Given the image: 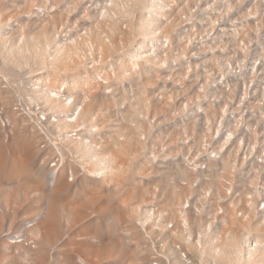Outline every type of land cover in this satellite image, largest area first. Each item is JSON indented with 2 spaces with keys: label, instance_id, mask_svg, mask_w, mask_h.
<instances>
[{
  "label": "built area",
  "instance_id": "2783aa9c",
  "mask_svg": "<svg viewBox=\"0 0 264 264\" xmlns=\"http://www.w3.org/2000/svg\"><path fill=\"white\" fill-rule=\"evenodd\" d=\"M8 3L19 15L0 28V42H9L32 20H56V42L46 45V62L56 61L57 45L63 46L74 50L76 63L90 78L88 90L73 91L41 83L44 73L37 69L43 66L35 62L10 71L18 79L10 86L12 110L24 113L47 140L53 130L49 122L64 117L27 102L20 92L24 86L40 89L44 84L53 96L59 93L69 110L65 118L76 125L67 137L98 140L100 146L111 135L119 137L112 119L122 123L123 111L141 108L136 112L142 128L137 138L146 147L141 163L149 169L144 182L150 191L142 239L145 264H230L229 258L248 264L264 253V240L245 229L264 216V0ZM110 23L121 34L102 36L98 42L79 32L96 24L105 29ZM19 43L27 41L21 37ZM0 77V122L5 128L10 126L5 67L0 66ZM91 101L99 108L94 121L103 127L93 135L87 120H77ZM44 157L54 179L64 166L70 183L103 175L90 172L71 154L68 159L60 154ZM169 186L182 192L173 210L164 207L170 201L165 194Z\"/></svg>",
  "mask_w": 264,
  "mask_h": 264
},
{
  "label": "bare ground",
  "instance_id": "6f19581e",
  "mask_svg": "<svg viewBox=\"0 0 264 264\" xmlns=\"http://www.w3.org/2000/svg\"><path fill=\"white\" fill-rule=\"evenodd\" d=\"M10 1L15 2L17 0H0V28L7 23L8 19L19 15L18 11L8 7L10 6L8 3ZM30 15L32 18L35 17L34 13ZM5 16L6 18H4ZM56 22V20L51 22V20L42 21L40 19L29 22L27 28L23 31L20 30L21 32L19 31L17 35L19 39L21 37L24 38V42L27 41L26 44H20L16 34L9 37V42H0V66L7 69L9 73L7 80H9L10 83L8 91L5 92L7 105L9 104V109L6 107L5 114L9 118L10 126L6 125L4 128L0 122V130H5L4 132L1 131L0 135L2 136L1 133H4L3 137L5 140L6 138L9 140L11 136H13L11 134H15V132L12 131L16 130V134L18 135L10 139L12 141L8 144L9 147L13 146L14 148L18 147L24 150L28 157L29 155H33L32 151L38 147V150L34 152L39 153L37 154L39 160L36 162L40 161L37 165H29L27 163L29 161H24L23 164L20 162L12 164L13 162H9L6 156H4V148H2L0 142V172L4 171L7 175H16L15 177L18 176V178H20V180H16L17 183L15 181L17 178L12 179L14 182L10 184L9 187L8 185L3 186L0 183V190L2 192V195H0V207L6 209L5 212L0 213V234L4 233L3 229L7 219L11 217L13 222H15L14 220L18 216L19 209L23 208L20 214L23 215V217H29L32 222L31 227H29L30 223L28 222L29 228L24 230L25 233L23 234L24 236L27 235V246H30L29 242L31 240H34V243L36 242L35 249H29L25 247V239H23L22 242L15 241L14 239L17 235L14 236L13 233H10V237H8L2 245L0 264H47L48 259L51 257L50 249L57 243L56 241L61 236L65 227L67 228L66 231H70L69 238L66 243L62 245V248L60 247V250H62L60 253L62 256L61 259L54 262V264H145L147 255L142 248V239L143 229L146 223L145 210L148 206V195L150 191L146 188V185V187L144 186L145 188L143 187L145 184V175L148 174L149 169L147 167L144 168L143 163L140 162V159L142 161L146 160V147L140 143L139 137L137 138L142 128L139 121H137L138 117L136 116V112L141 108H128L123 111L121 114L122 123L120 119V123L112 119V123L120 128L119 137L115 138L111 135L106 145L100 146L101 142L98 140L87 143L84 139L75 140L67 137L69 133L74 130L73 127H76L75 121L65 118V116L69 114V110L67 111V106L62 102L59 93L53 96L51 90L44 84H42V88L40 89H34V86H24L25 88H20V92H23L21 95L27 102L33 103L34 106L43 105L57 115H63V121L57 123L49 122L48 125L53 128L51 136L48 137L50 140H47L44 135L38 131L24 113L14 109L12 110L10 106L11 102L14 101L10 86L13 84L16 85L18 80L17 75L11 76L10 71H12L13 68L15 70L22 68L26 62L32 64L35 62L36 66H43L41 67L42 69H37L41 71L40 73H44L43 76L39 77V80L41 83L43 82L50 85L49 87L60 88L61 86H68L73 91L88 90L91 87L89 76L85 75L83 73V68L76 63L74 50H65L63 46L57 45V52L55 51L56 61L46 62V45L50 42H56L52 34ZM105 26L107 27L103 29L96 24L94 29L86 30L85 28H81L79 32L81 34L83 32L91 35L97 39L98 42L102 39V36L121 34L117 24L110 23V25ZM27 29L29 33L26 32ZM0 79L3 81L4 77H0ZM119 97L121 98L122 95ZM95 110H99L98 105L95 104V101H91L87 108L84 109L85 112L83 113L81 111L77 119L79 122L87 120L89 131L92 135L95 134L94 131L97 129L100 131L103 128H101V124H98L101 121H94V115L96 114ZM126 113H129L128 116ZM105 118L107 120L111 119L110 116H106ZM114 125L111 126L113 127ZM108 128L111 127L108 126ZM8 130H11L10 133L7 132ZM123 136L125 138L120 139L123 138ZM36 141L39 143H36ZM172 142L173 138L166 145ZM35 144L40 145L37 146ZM98 148H101L103 152L98 150ZM52 154H60L66 159H68V156L71 154V156L76 159L77 163L89 167V169H91L90 172L95 170L101 172L103 175L99 178L89 177V175H87L78 178L75 183H70L67 166H64L59 170L55 179L53 176L49 177V174L54 170L48 168L44 156H51ZM155 159H157L156 156ZM149 161L152 165H155L154 159ZM40 163L41 165L38 167ZM100 163H105L107 165L106 168H103ZM139 163L141 164L139 165ZM69 165L73 167L71 161ZM140 167H143V169H140ZM45 169H47V172H45ZM137 169H140V173ZM155 172L157 174L163 173L158 169ZM136 173L140 174V176L136 175ZM73 175L75 176V172ZM14 176L12 177L14 178ZM128 178L134 180L129 183L132 184L131 186L128 184V182H130L129 180L126 184L131 187V190L129 188L127 189L124 184V181ZM137 179H140L138 181L143 185H140L137 181V183H135ZM134 185H140L141 187H139V189L143 188L146 190L136 191L137 187ZM107 187H109V189L113 187L115 189L113 191H117L119 194L117 193L115 196L114 193L111 196L112 198L110 195L108 196L110 198L107 199V202L110 200L109 204H111V206H107L106 204L97 205V208H92L94 212L93 210L91 212L96 214H89V207L87 205L88 208H85V204H89V202H94L95 204L96 202L99 203L102 198L105 197L103 196L105 194H103V190L105 192V188ZM141 191L143 193L146 192L144 193L146 197L143 193L141 194L143 195L142 198H144L142 200L140 199L141 196L138 197V193H141ZM165 194L169 197L170 201L168 204L165 203L164 207L165 209L173 210L175 204L182 199V192L175 187L169 186L166 188ZM94 196H98L96 197L97 200H94ZM123 207L128 209L129 216L128 214H126L127 217L121 216L123 213L120 214V211H125ZM85 209H88L87 212ZM112 209H116L117 211L114 212ZM111 210L113 213H111ZM85 213L87 214L85 215ZM88 214L91 217H98V214L108 216L106 226L103 227L100 225V229L111 239L108 244L104 246L94 245L91 241L95 238L91 240V234H89L83 226H80L78 229H73L74 226L85 220ZM126 218H128V220H126ZM261 218L263 219V223H258V225L247 223L245 229L248 230V232H253L260 241H263L264 216ZM121 221L128 224L124 226L126 228L123 227L125 229H123V232H120L122 229H118V225H120ZM13 222L11 228L14 226ZM134 224L135 226H133ZM137 226L139 228H137ZM22 229L25 228L22 226ZM22 229L20 227V230ZM20 230H18L17 233H19ZM24 231L22 230L20 233L22 234ZM24 236L20 235V238ZM82 236H84L85 239L78 240V238ZM237 237L238 236H234L233 238L234 245H237ZM39 244L40 247H38ZM30 248H32V246ZM14 250H19V252H17L18 254H16ZM102 250L104 255L103 258L101 255ZM75 253L82 254L79 258V262L74 256L76 255ZM227 262L230 264H238L235 258H229ZM248 264H264V253Z\"/></svg>",
  "mask_w": 264,
  "mask_h": 264
},
{
  "label": "rangeland",
  "instance_id": "374dc122",
  "mask_svg": "<svg viewBox=\"0 0 264 264\" xmlns=\"http://www.w3.org/2000/svg\"><path fill=\"white\" fill-rule=\"evenodd\" d=\"M143 126V125H142ZM145 127H143V129H144ZM14 129V128H13ZM146 130V129H145ZM4 132L3 131V129H1L0 130V132ZM11 131V130H10ZM10 131L8 130L7 132H9L10 133ZM12 132H15V134H11V135H13V136H11V138L13 137L14 138V136L15 137H17V135L18 134H16V130L15 131H12ZM11 132V133H12ZM2 134V136L0 135V142H1V146H2V148H4L3 150V153H4V156H6V158H7V160L9 161V162H13L12 164H16V162H20L21 164H23V162L24 161H29V162H27L29 165H37V163H39V162H36V161H38L39 160V156L37 155V154H39V153H37V152H34V151H36V150H38L37 148L34 150V151H32V154L33 155H29V157H28V155L26 154V152L24 151V150H21L20 148H14L13 146H11V147H9V143H11V141L12 140H8L7 138H6V140H5V138L3 137V134L4 133H1ZM123 138H125L124 136H123ZM40 141V140H39ZM36 143H39V142H37L36 141ZM35 145H37V146H39L38 144H35ZM44 145V144H43ZM35 153H36V155H35ZM36 156V157H35ZM15 162V163H14ZM139 162V161H138ZM140 162H141V159H140ZM141 163H139V165H140ZM40 165H41V163L38 165V167H40ZM43 165V164H42ZM45 168V167H44ZM143 169V167H140V169ZM140 169H137V171L139 172V170ZM45 172H47V169H45ZM140 173V172H139ZM161 174H163V173H161ZM136 175H139L140 176V174H137L136 173ZM12 176H14V175H7V173H5L4 171H2V172H0V183H1V185H5V186H7L8 185V187H9V185L10 184H13V182H14V180H12V179H15V178H17V179H15V181L16 180H20V178H18V176L17 177H15L14 176V178L12 177ZM131 176V175H130ZM127 178V177H126ZM125 179V178H124ZM131 179V180H130ZM135 179V178H134ZM128 180L130 181V182H128ZM133 179L132 178H128V179H126L123 183L125 184V187H127V189L129 188H131L130 186L132 185V184H129V183H131V181H132ZM138 180H140V179H137V180H135V183H139V181ZM9 181V182H8ZM12 181V182H11ZM134 181V180H133ZM137 181V182H136ZM127 182H128V184L130 185H126L127 184ZM4 183V184H3ZM9 183V184H8ZM16 183H17V181H16ZM15 184V183H14ZM140 185H143V184H141V183H139ZM137 186V185H134V186H136L137 187V189H136V191H139V190H146V189H143V188H140L139 189V187H141V186ZM134 186H132V187H134ZM145 186V184L143 185V187ZM146 187V186H145ZM144 187V188H145ZM147 188V187H146ZM113 190H115L113 187H112V189H109V187H107V188H105V192H104V190H103V196H105V197H101L102 198V200L99 202V203H97L96 202V204L93 202H89V204H85L86 206H85V208H88L89 209V214H93V215H95L94 213H91L92 212V210L93 209H95V208H97L98 206H100L101 204H106L107 206L109 205V206H111V204H109L110 203V200H109V202H107L108 200V198H110L114 193H115V196L117 195V191H113ZM131 190V189H130ZM141 191V193L139 192L138 194H139V196L138 197H140V199L142 200V199H144V198H142L143 197V195H145L144 193H146V192H142ZM110 193V194H109ZM143 193V195H141ZM119 194V193H118ZM0 195H2V192H1V190H0ZM99 195V194H98ZM110 195V197H108ZM93 196V195H92ZM96 197H98V196H94L93 198H94V200L96 199ZM145 197H146V195H145ZM148 197H149V195H148ZM2 198V197H1ZM112 198V197H111ZM97 200V199H96ZM104 200V201H103ZM87 205H88V207H87ZM98 205V206H97ZM97 206V207H96ZM91 208V209H90ZM93 208V209H92ZM109 208V207H108ZM113 208V207H112ZM127 208V207H126ZM87 209V210H88ZM123 209L126 211H120V214L121 213H123V214H121V216L122 217H127V215L126 214H128V209H125V207H123ZM20 211H23V208H20L19 209ZM87 210L85 209V211L87 212ZM112 210H114V212H116L117 210L116 209H112ZM112 210H111V213H113L112 212ZM6 211V209L4 208V207H0V213H3V212H5ZM20 211H19V213H18V216L16 217V219L14 220L15 222H13V219H11V217H9L8 219H7V222H6V224H5V226H4V229H3V232L4 233H2V234H0V254H1V252H2V245H3V242L4 241H6L7 239H8V237H10L9 235H10V233H13L14 234V236H16V238L14 239L15 241H20V242H22L23 241V239H25V241H26V239H27V235L26 236H24L23 234L25 233V231L24 230H27L29 227H31V221H30V219H29V217L27 218V217H23V215H21L20 214ZM93 212H94V210H93ZM12 213V212H11ZM87 213H85V215H86ZM87 215L86 216V218H85V220H83L82 222H80V223H78V222H76V223H78L76 226H74V228L73 229H78L80 226H83V227H85L86 228V230L88 231V233L89 234H91V237H92V239L91 240H93V238H95L93 241H91V242H93V244L94 245H106V244H108V242L109 241H111V239L110 238H108L107 236H106V233H104V231L102 230V229H100L101 227H100V225H102L103 227L104 226H106V224H107V222H108V220H107V218H108V216L107 215H99L98 214V217L97 216H90V215ZM90 216V217H89ZM128 216H129V214H128ZM88 217V218H87ZM95 218H97V219H95ZM125 219V218H124ZM126 220H128V218H126ZM12 222L14 223V226L11 228V224H12ZM30 223V225H29V223ZM124 221H121L120 222V225H118L119 227H118V229L120 230V229H122L120 232H123V229L124 228H126V227H124V226H127L128 224H126V223H123ZM25 223V224H24ZM27 223V224H26ZM135 223V222H134ZM25 225H27V226H25ZM28 225H29V227H28ZM132 225V224H131ZM10 226V227H9ZM22 226H23V228H25V229H22ZM133 226H135V224L133 225ZM20 227H21V229L24 231L22 234L20 233L22 230H20ZM124 227V228H123ZM131 227V226H130ZM9 228V229H8ZM19 228V229H18ZM137 228H139L138 226H137ZM11 229V230H10ZM66 227H65V229H64V231L62 232V234H61V236L57 239V243H55L52 247H51V249H50V254H51V257L48 259V261H47V264H54V262H56V261H58V260H60L61 259V251L62 250H60L61 248H62V245H64V243H66V241L68 240V238H69V234H70V231H66ZM73 229H71V230H73ZM18 230H20L19 231V233H20V235H22V236H24L23 238H20V235H19V233H17L18 232ZM101 230V231H100ZM125 230V229H124ZM7 235V236H6ZM19 235V236H18ZM83 239H85V237L84 236H82V237H80V238H78V240H83ZM98 242H97V241ZM95 241V242H94ZM33 242V243H32ZM27 243H28V241H26L24 244L26 245L25 247H27V248H29V249H32V250H34L35 248V246H36V242L34 243V240H31L29 243H30V246L28 245L27 246ZM15 246V245H14ZM32 246V248H30ZM38 247H40V244L38 245ZM61 247V248H60ZM34 248V249H33ZM13 250V249H12ZM11 251V250H10ZM15 251V250H14ZM17 252H19V250L18 251H15V253L16 254H18ZM76 255H74L75 256V258H76V260L79 262V258L81 257V255L82 254H79V253H75ZM101 255H102V258H103V250L101 251ZM105 260H107V259H105ZM81 263V262H80Z\"/></svg>",
  "mask_w": 264,
  "mask_h": 264
}]
</instances>
